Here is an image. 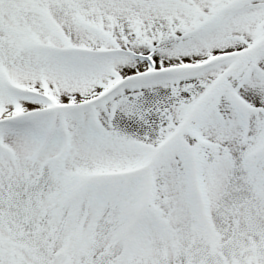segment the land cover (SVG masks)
<instances>
[{"label":"snow or ice","instance_id":"snow-or-ice-1","mask_svg":"<svg viewBox=\"0 0 264 264\" xmlns=\"http://www.w3.org/2000/svg\"><path fill=\"white\" fill-rule=\"evenodd\" d=\"M0 264H264V0H0Z\"/></svg>","mask_w":264,"mask_h":264}]
</instances>
